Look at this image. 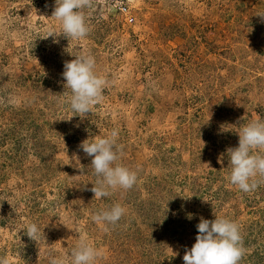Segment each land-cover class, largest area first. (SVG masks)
Wrapping results in <instances>:
<instances>
[{"label":"rangeland","instance_id":"rangeland-1","mask_svg":"<svg viewBox=\"0 0 264 264\" xmlns=\"http://www.w3.org/2000/svg\"><path fill=\"white\" fill-rule=\"evenodd\" d=\"M92 5L87 38L54 42L55 0H0V257L70 261L81 234L100 250L96 264H184L201 218L217 215L239 225L240 264H264V184L232 185L227 152L242 124L264 120V0ZM82 51L107 81L86 117L62 76ZM114 129L138 182L95 198L92 158L78 146ZM115 203L126 209L117 224L93 219ZM30 223L38 242L23 231Z\"/></svg>","mask_w":264,"mask_h":264},{"label":"clouds","instance_id":"clouds-1","mask_svg":"<svg viewBox=\"0 0 264 264\" xmlns=\"http://www.w3.org/2000/svg\"><path fill=\"white\" fill-rule=\"evenodd\" d=\"M92 0H55L51 17L60 22V31H49L46 38L63 35L71 39L82 40L88 37L91 27L87 22L84 9L91 8ZM264 22V13L257 15ZM45 38V39H46ZM75 59L64 63L62 76L65 88L71 90L69 106L80 117H86L93 105L102 99L107 81L96 71L93 55L82 51ZM238 147L229 148V182L242 192L248 193L264 184V120L253 119L237 131ZM118 131L96 139H86L79 148L87 157H91V168L97 177L91 191L95 198H108L116 190L132 189L138 182V172L120 163L123 146L118 143ZM80 164L77 157L75 165ZM205 202L208 200L203 199ZM126 214L120 203L108 209L97 211L93 219L97 223L117 224ZM192 219V214H188ZM198 235L194 245L183 256L184 264H240L244 254L239 225L226 217L215 215L214 220L201 218L197 224ZM25 234L38 242L41 229L36 223H30L23 229ZM79 234V233H78ZM101 252L88 239L79 234L78 243L69 253L70 261L63 256L49 253V264H96ZM0 264H9L6 257H0Z\"/></svg>","mask_w":264,"mask_h":264},{"label":"built area","instance_id":"built-area-1","mask_svg":"<svg viewBox=\"0 0 264 264\" xmlns=\"http://www.w3.org/2000/svg\"><path fill=\"white\" fill-rule=\"evenodd\" d=\"M121 10H122L124 13H125V12H127L126 8H124V9H121Z\"/></svg>","mask_w":264,"mask_h":264}]
</instances>
